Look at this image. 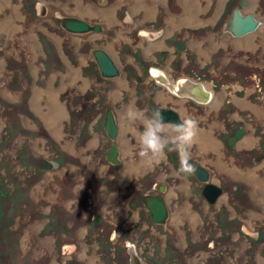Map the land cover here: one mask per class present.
I'll return each instance as SVG.
<instances>
[{
    "label": "rangeland",
    "instance_id": "374dc122",
    "mask_svg": "<svg viewBox=\"0 0 264 264\" xmlns=\"http://www.w3.org/2000/svg\"><path fill=\"white\" fill-rule=\"evenodd\" d=\"M233 2H237V0H233ZM249 2L251 8L256 3V8L253 9L255 11V16L261 22V27L256 31L258 34L256 37V46L254 48H247V53L242 51L239 53V56H237V53H235L236 50L232 47L234 44L233 38L230 37L229 34L222 36L218 35L217 38L219 40L229 38L230 40H227V44L231 45L227 50V55L222 50L216 55L221 64L219 63L220 65L217 64L216 66L208 65L204 69L208 73L206 75L201 72V70L194 69L197 63L192 66H190L191 64L187 66L191 67L190 69H192L194 74L198 76L205 75L204 77L206 79L203 78V80L208 82L207 84L215 89L218 101V107H215V110H219L220 107L227 102V99L232 97L231 94L235 93L233 86L239 85V77H243L242 79H244L251 75L249 78L251 79V83L249 82L248 84L252 89L251 92L254 94L251 93L249 99L254 98L255 94L260 91L258 80L261 79V82H264V44L261 42L262 33H260L263 32L264 34V0H256V2L249 0ZM41 4H45L48 7L49 5L52 7L53 4H58L61 5L59 9L63 8L68 12H75L89 19L98 17L100 20L106 22L118 20V15L119 25L123 27V30L120 31V35H118L117 38L121 37L124 70L125 75L127 74L129 79L128 86L126 85L129 111L133 108V102H136L133 98H135V96L137 97L138 93L141 91L143 93H147L148 91L152 92V88L153 90L159 89L157 85L156 87L153 86L149 88L148 86H150V84L144 83L143 80L141 81L140 71L145 70V62L141 60V58L143 59L142 51L137 50L135 52V45L140 40V36L135 33L136 31L131 34V37L134 39L131 40L132 44L125 45V38L129 40L127 42H130L131 37H128L130 36L129 33H125L126 7L124 6L118 11V7L121 6L122 0H111L109 2L104 0L101 3H96L95 0H4V4L0 6V22L7 20L6 22H8V25L5 29L0 28V205L4 208V215L0 220V264H72L70 260L75 264L79 261H82L83 264H135V253L132 247L128 249L126 246L125 238L127 237L125 236L124 230L127 229V236H129L133 242H136L137 251L143 256L151 252L150 249L152 245L137 240L141 232V227L137 225V227H134V215L125 223L126 225H130L129 228H125V224L119 228L114 226L108 231L104 229V233L99 231L100 235L93 232L91 235L85 236L82 239V236L86 232L83 223L87 221L85 218L90 214V211L98 210V212L103 213L108 220L116 222L120 214H122L121 210L119 212L117 210L113 212V210H111L112 208L107 205V203L117 202L118 199L116 190H112L110 186L107 185L110 181L107 179L108 173L112 172V170H117V168L111 167L109 170L110 172H105L107 164H105L103 158L101 159L100 154H102V151L108 143H105V146L102 144V146L95 149L93 148L94 145L92 147L89 144V133L85 134L84 137L79 136L78 126H80L82 121L87 120L88 122L91 115L85 112H78L76 113L77 115L74 113V116L72 114L71 122L68 120L69 115L67 114L65 117H62V120H58L54 126H51L46 120L47 111L50 109V100L52 96H58L56 92H60L61 86L59 84V78L57 77L58 69H56V67L52 69L51 66L50 70L52 71H50L49 74L44 71L40 72L42 69H40L41 64H39V61L43 60L41 54L44 55V52L39 41V36H41L40 40L45 50L50 53L49 45L42 36L44 34L43 31L48 32V30L43 25L45 21L43 20V15L39 14ZM233 6L234 5H231L230 8ZM41 10H43V8H41ZM229 10L219 21L215 31L211 32L212 35L214 33H221L222 24L230 17ZM170 13H172V17L175 14L173 12ZM203 13H205V11H203ZM209 14L211 15V12ZM130 15L132 18L137 17H135L133 13H130ZM210 15H208L209 18L211 17ZM139 16H142V14ZM162 16L167 17V14L162 13ZM205 16L207 15L203 14V17ZM210 19L211 22L215 21L213 18ZM54 21H58V19H54ZM137 22L138 21L135 20V23ZM148 24L147 22V25ZM262 29L263 31H261ZM36 31H39V33ZM55 32L58 33L60 30L55 29ZM179 35H177V37ZM210 37L211 38L205 37V39H203L206 41L204 48H210L212 36ZM50 44L52 45V49L55 50L56 46L51 42ZM150 52L152 54L153 51ZM53 54H55V52H53ZM245 55H250V57L247 58L248 63L245 59L241 58ZM147 56L150 57L153 55L149 54ZM206 59V57L202 58L201 63L204 64ZM235 60L242 61L250 66H248L245 71H243L245 68L240 69L236 67V69H233L232 66L238 64ZM54 62L56 63V60H54ZM126 62L127 64H125ZM180 63L181 61L179 60L177 64L179 65ZM158 64L163 65V60L158 61ZM213 64H216V61H214ZM39 72L41 75L43 73V75L39 76L37 79L34 78L38 76ZM254 73H258V77H256ZM211 78L217 80L215 84L218 87H215L214 82L210 80ZM227 83L229 84L226 85ZM225 88H227L229 94L227 96L228 98L224 100L223 89ZM71 92L72 93H70V91L66 93L63 90L61 94V100L64 103L68 101L66 102L67 106L70 103V96L73 94L72 90ZM242 94H244L243 91L240 95ZM66 95H68V99ZM262 97L264 98V89H262ZM86 101L88 102V100ZM148 102L147 100L145 106L147 110L144 108V113H147V116L151 115V113L156 110L151 104L148 106ZM260 102L262 104L264 101L260 100ZM189 103L188 100L187 104L189 105ZM232 109L233 107L229 105L224 111L225 114H222V118L226 119L228 114L233 115L234 111L232 112ZM183 113L185 116L196 119V114L191 106H188L187 111L183 110ZM207 117L208 121L204 122H208L210 125L212 124L210 120L219 119L216 114H210L207 115ZM77 118H79V122ZM241 119L246 123V117L241 115ZM69 121L70 124H72L71 127H69ZM76 121L79 124L77 127H74L73 124L76 123ZM253 121L254 119L251 120V122ZM201 123L204 125L203 122ZM231 124L237 127L235 122ZM120 125L123 135L125 132L124 113L121 115ZM130 125L134 130L131 131V133L135 135H137L136 130L138 125L143 126L140 121L130 123ZM205 126L207 127V125ZM140 128L141 127H138L139 130ZM216 133H218V131ZM247 134H249V130H247ZM257 135L258 134H256V136ZM258 140L255 146H259L262 140L261 135ZM135 147V140L132 138L127 159L130 176L127 177L132 180L133 188L131 192H125L123 189L125 183H122L121 192H124V196L127 194L130 196L135 191L138 181L136 177H133V174L137 176L140 173H144V171L138 172V167L146 168L150 165L146 164L148 162H144V160L140 158L138 155L139 148L137 146L135 149ZM62 149H65L66 154L68 152L70 155L76 156L79 161H73L70 156L65 158ZM262 149L264 150V141ZM192 150V157L197 153L199 157L201 156V161H206L207 158L203 157L204 154L202 155V153L206 152L199 147L198 143L195 142ZM258 151L257 149L251 151V153H253L250 155L251 162H247L245 158L247 154H245V151H240L234 161L230 155L225 154L224 160H226L227 164L222 165L221 168L222 171H224V177L222 179L225 180V197L221 201H223L222 203H227L226 207H228V210L224 205L222 206L224 212H221V214L224 213V216L219 214L218 211L220 201L214 204L212 211L207 212V216H210L209 225L205 224L203 226L201 223L199 224V222H196L194 220L197 216L196 213L192 212L191 208H186L184 204L179 208L180 212L179 209L174 212V217L181 219L185 224H189V229L193 228L192 226H194V229H190V234L187 237L188 240L182 232L172 233V241L171 238H169L167 248L171 246L176 247V258L174 260L169 259L166 264H180V262L181 264H264V188H262L264 168L258 170L260 173L256 177L257 186H254L251 182V178L247 177L248 173H245L249 171L257 172L255 166L260 160L254 161L253 155L258 153ZM213 152L214 151L210 154L211 157L214 155ZM58 155L63 161L62 165H57L54 161ZM44 158L51 162V167L45 169L39 166V163H41ZM134 161L138 162L133 163ZM163 161L169 166L170 162L173 170L178 174L179 165L176 154H168L163 158ZM242 161L244 164H241ZM161 164L162 163H154L150 165V167H156L157 171L152 179L157 178L158 174H160L159 180L166 177L167 173L165 170L162 172L164 167L162 168ZM234 164H239L242 168L237 170L233 167ZM123 167L125 169V163ZM126 168H128L127 164ZM88 171L89 176L96 178L94 179V187L96 188H100V184L107 180V183L102 186L101 194L105 201L101 200L98 204H94V202L89 201L92 193L88 191L89 193L83 194V190L86 188L84 185ZM74 175L82 177V196H80L78 191L74 194L70 190V186L72 185L70 183L73 182ZM151 175L152 173L149 175V178ZM179 175L185 179L188 178V175ZM123 179H125V172ZM140 183L142 184L143 180H141ZM237 183L242 187L240 191H236L235 187ZM64 189L67 192V197L63 201L65 204L67 203L70 210V214L67 212L64 219L68 222V224L65 225H68L70 229L63 227V231L66 235L62 234L60 229L50 230V228L61 225L60 222H53L49 228L45 229L50 231H45L43 227L49 219L52 218L54 220L55 218L57 219V217L59 219L60 203L58 198ZM142 191L143 190L140 192ZM98 194L99 193H97V195ZM140 195L141 193L135 196L140 197ZM77 198L83 201L82 203L80 202V205L77 203L79 199L78 201H74ZM202 199L204 198L200 197L196 203L202 204ZM191 201L193 202L195 210L202 214L200 209L195 205L194 200L192 199ZM53 206L56 207V210ZM51 208L53 210H51ZM71 210H73V212H71ZM217 214L218 218L221 217L220 219L227 222V228L224 227V229L230 231L231 234L225 238H218L215 245L211 247L210 237L213 236V234H218L216 233L219 225L217 224ZM228 216H237L239 220H235L234 222L232 220L231 222L226 221L224 217L226 218ZM78 217L83 218L81 222L76 223L75 226H70L74 218ZM204 218L203 216V219ZM119 219L123 218L120 217ZM87 224L92 231L96 228L101 229L103 226L100 224L99 226L93 227L94 225L91 222ZM210 225L212 227L208 228ZM71 230L74 232L75 238H71L74 237ZM112 230L115 231L113 232ZM111 231L113 232L112 237L114 238L110 241L106 239L105 235L110 236L112 234ZM209 231H211V235H209ZM147 233H149V231L142 233V235L146 236ZM258 233L262 234L263 239L255 238ZM189 241L191 244H188ZM74 243L77 244V248H73ZM86 244H89L88 250ZM97 245L100 247L99 251L103 252H97ZM157 245L159 247V257H163L161 254H164V244L158 241ZM70 247L74 249L73 257L69 250ZM144 249H146L145 252H143ZM212 254H214V256ZM142 260L145 264H151L149 260L144 257Z\"/></svg>",
    "mask_w": 264,
    "mask_h": 264
},
{
    "label": "flooded vegetation",
    "instance_id": "af4514ba",
    "mask_svg": "<svg viewBox=\"0 0 264 264\" xmlns=\"http://www.w3.org/2000/svg\"><path fill=\"white\" fill-rule=\"evenodd\" d=\"M102 1L104 0H95L96 3L97 2L101 3ZM106 1L109 2L111 0H106ZM199 1L203 3L201 4V8L203 9L205 7V13H202V14H206L207 15L206 17H209L208 15H210L209 13L211 12L210 16H212L213 14L219 16L216 20V23L215 24L212 23L210 24L211 26L208 27L209 31L211 30L210 32H212V31H215L219 21L223 18V16L226 13H228L230 6L234 5L229 10L230 17L228 18V20L231 18L233 10L237 7H240L241 2L244 0H237V2H233V0H217V1L216 0H203L204 2L202 0H199ZM245 1H247V5L244 7H241V10L243 11L244 14L251 13L255 16L254 9L256 8V3L251 8V4L249 0H245ZM118 2H121V1H118ZM120 5L121 6L118 7V11L122 7L124 6L126 7L125 9V14H126L125 15V33L126 32L129 33L130 34L129 37H131L132 32L136 31L135 33H137V35L140 36V40L141 39L143 40L142 43H137L135 45V48H136L135 52L137 50L142 51L143 59L141 58V60L145 62V70L140 71L141 81L143 80L144 83L150 84V86H148L149 88L153 86L156 87V85L159 86L158 90L157 89L153 90L152 88V92L148 91L147 93L146 92L143 93L141 91L140 93H138L137 97L135 96V98H133V100H136V102L135 101L133 102L134 106L131 110L144 113V108L147 104V100L149 101L148 106L149 104H151L152 107H155V109H157L158 107H165V108L170 107V108H173L175 111H177L179 114H183V115H185L183 113V110L187 111L188 106H191L194 113L196 114V120H198L199 122V125H198L199 129L203 130L202 132H205L204 135L206 137L209 135L208 137H211V139L218 144V147L216 148L206 147L208 146L207 144L204 147L201 143H199L200 141L198 142L196 140V143H198L199 147H201L204 150V152H206V153H202V155L204 154L203 157H206L207 159L206 161L204 160L201 161V158H200L201 156L199 157L196 153V155L194 156L195 158L192 157V160L190 161L192 164L196 162V163H199L202 167L206 168L210 173V179H209L210 182H213L222 188L221 194L217 197V199L213 203H211L203 193V189L205 185L207 184L206 182L200 181L194 172L188 175L187 179H185L184 177H181L179 174H177L173 170L171 163L169 162L170 164L169 166L167 165V163L163 161V159H161L158 163L153 162V163H146V164L153 165L154 163H157V164L162 163L161 167L162 168L164 167L162 172L165 170L167 173L165 178H161V180H159L158 178L160 174H158L157 178L152 179V177H154V174L157 173L156 167H150V165L146 168L138 167V170H139L138 172L144 171V173L143 174L140 173L137 176L133 174V177H136L138 181V183L136 184L134 193H132L130 196L128 194L124 196L123 194L124 192H121L122 183H125V187L123 188L125 192L126 191L131 192L133 188L132 180H130L129 177H127V176H130L129 170H128L129 163L127 162V159L129 155L132 138L135 140L136 147L138 146V143H137V135L131 133V131H134V130L131 129V125L127 120V113L129 112V106H128L126 85L128 86L129 79L127 77V74L125 75V70H124L121 37L117 38V36L120 35L119 34L120 31L123 30L122 29L123 27L119 25L118 15H117L118 20L112 21V22H106L104 20H100L98 17H92L89 19V18L82 17L75 12H68L63 8L59 9L61 5H58V4H53L52 7L50 5L48 7L45 4H41L40 9H39V14L43 15V20H45L43 22V25L48 30V32L43 31L44 34L42 36L46 39L49 45L50 53H48L45 50L44 45L40 40L41 36H39V41L42 45V50L44 52V55L41 54V56L43 57V60L39 61V64H41L40 69H42L40 72L44 71V72H47V74H49L50 71H52L50 70L51 66H52V69L54 67L58 69L57 77L59 78V81H60L59 84L61 87H60V92L59 93L56 92V93L58 97L60 98V100H61V94L63 90L66 93H69V91L70 93H72L71 90L73 91V94H71L70 96V103L68 104V106L66 104V102L68 101L64 103L61 100L62 103H64L65 109H66V114L63 117H65L68 114L69 115L68 120L72 122V114L74 116V113L76 114L78 112H81V113L85 112L86 114L91 115V118L88 120V122L87 120L82 121L80 126H78L79 118H77L78 122L76 121V123H74L73 126L74 127L78 126L79 136L84 137L85 134L89 133V136H90L89 144L92 147L94 145L93 148L95 149L102 146V144L103 146H105L104 144L108 143L105 146L104 150L102 151V154H100L101 159L103 158L105 164H107V168L105 172L107 173L110 172L109 170L111 169V167L117 168V170L115 171L112 170V172L108 173L109 175H107L108 176L107 179L110 180L109 182L111 184L108 182L107 185L110 186L112 190H116L118 203L115 201L116 204L107 203V205L110 208H112L111 210H113V212L115 210H117L118 212L121 210L122 214H120V217L123 219H119L120 217H118L117 222L113 220H108L103 213L98 212V210H92L90 211V214L87 215V217L85 218V220L87 221L83 223L84 224L83 226H85L86 232L82 236V239L85 236L91 235L93 232L100 235L99 231L104 233V229L108 231L114 226H116V228L122 227L123 224H125L126 221L131 216L134 215V219H133L134 227H137V226L141 227L140 229L141 232L137 240H141V242L144 241L145 243L152 245L150 249L151 252L149 251L150 253L145 254V256L138 253L137 247L135 244L136 242H133L129 238V236H127V229L124 230L125 236L127 237L125 238V241L127 244L126 246L128 247V249L130 247L133 248V252L135 253L134 256L137 255V257L140 258L143 264H145V262H143L142 260L143 257L149 260L151 264H162V263L166 264L169 259L174 260L176 258L175 257L176 252H177L176 247L171 246L170 248H167L169 238H171V241H172V236H171L172 233L182 232L185 238L188 240L187 237L190 234L189 233L190 229H194V226L191 225L193 228L189 229L188 227L189 224H185L183 223L181 219H177L176 217H174L173 215L174 212L177 209L181 208V205L184 204L186 205V208L189 207L191 208L192 212L196 213L197 216H196V219H194L196 222H199V224L201 223L203 226L205 224L209 225L210 216H207V212L212 211L214 204H217L220 201L219 203L220 205L218 209L219 214H221V212H224L222 210V206L223 205L224 207L227 206L226 205L227 203H222L223 201H221L225 197V193H224L225 180L222 179L224 177V171H222L221 169L222 165L227 164L226 160H224L225 154L230 155V157L234 161L236 156L239 155L238 153L240 151H245V154H247V157L245 156L244 157L246 158L247 162H251L250 155L253 154L251 153V151H254V149H257L259 150L258 153H255L253 155L254 161H257L260 158H264V150L262 149L263 139L259 143V146H254L252 148L246 147V148L239 149L238 142L243 138L244 135L247 134V129L244 126L245 123L242 121V119L240 120L236 119L233 116L234 114L233 115L228 114L226 116L227 117L226 119L222 118V114L223 113L225 114L224 111L227 109L229 105H231L234 108L232 112L235 110H238L236 102L232 99L234 98V95L235 97H241L240 94L242 93V91L244 92L248 83L249 82L251 83V79H249L251 75L248 78H244V79H242L243 77H239L238 83H239V86H241L240 88L241 90L236 89L235 93L231 94L232 99L231 98L227 99V102H225V104L223 103L224 105H222L219 110H215V107H218L217 106L218 101L216 98L215 89L212 86H209V84H207L208 82L203 80V78L206 79L204 76L208 74L204 69L208 65H211V66H216L217 64L220 65L221 63L219 59L216 57V55L221 50L227 55V50L231 47V45L227 44L224 47H219L217 50L214 51L215 53L214 52L211 53L210 58H207L205 63L203 64L201 63V60L202 58H204V56L199 51H200V48H202L205 43L201 47H198V49L194 47V43H199L200 41L205 39V37L209 38L207 31L206 32L200 31L201 29L199 27L193 28L191 26L185 27L183 25L180 27L173 28V29L168 28V31H167L160 24V15H158L155 19H152V20H144L143 16H139V14L137 13V14H134L135 17L136 16L137 17L132 18L130 17L131 16L130 13L126 12L129 10V0H122V4ZM167 6L169 8L174 7V9L176 10L177 6H180V4L178 3L177 0H167ZM41 8H43L44 11L41 10ZM247 9L249 10L247 11ZM63 16L80 17V18H83L89 21L90 23L98 24L102 26V29H94L86 33L73 32V31L66 29L63 26L62 24ZM162 18L164 19V16H162ZM54 19H58V21H54ZM135 20H137L139 23L138 22H137L138 24L135 23ZM147 22L149 23L148 25H147ZM225 22L222 24L221 33H218V35L222 36L225 34H229V36L232 37L233 40L234 38H242V37L247 36L246 35L242 37H235L229 32H225L223 30V26ZM260 27H261V24L259 28ZM54 28L60 30V32L56 33ZM166 31L167 33H165ZM256 31L252 33L254 34ZM36 32L39 33V31H36ZM169 34H171L170 37H168ZM177 35L179 36L177 37ZM131 40H134L133 37L130 38V42H127V38H125V41H126L125 45L132 44ZM50 42L53 43L54 46H56L55 50L52 49V45L50 44ZM255 45H256V40H255ZM232 47L234 50H236L235 53H237V56H239V53L242 51L246 53L248 52V49L247 50L244 48L237 49L234 44L232 45ZM147 48L148 49L150 48V50H148ZM95 49H103L109 54V56H111L117 69L119 70L118 74L114 76H107L102 73L99 62L97 60V56L94 53ZM150 51H153L152 54ZM53 52H55V54H53ZM124 52H125V49H124ZM149 54L153 56H150V57L147 56ZM248 57H250V55H245V56H242L241 58L245 59L247 62ZM54 60H56V63L54 62ZM162 60H163V65L158 64V61H162ZM179 60L181 61V63L178 65L177 62ZM214 61H216V64H213ZM15 62L19 63L18 61H15ZM236 62H238V64L232 66L233 69H236V67L240 69L245 68L243 69V71H245L247 67L250 66L249 64H246L242 61H236ZM196 63L197 65H196V68L194 69L201 70V72H203L205 75L198 76L192 72V69H190L191 67H187L190 64H191L190 66H192L193 64H196ZM125 64H127V62ZM40 72L38 73V76L34 78L37 79L39 76H42L43 73L41 75ZM254 75L258 77V73L257 74L254 73ZM164 79L169 81L171 84L173 85L175 84L177 86L183 84V82H185L186 80H190L194 83L201 84L203 86L202 88L212 93L211 100H209L206 103H200L190 97H186V98L178 97L165 84ZM210 80L214 82V84L215 82H217V80L212 79V78ZM258 81H259L260 91L259 93L255 94L254 98L258 96L259 100L264 101V98L262 97V89H264V85H263L264 82H261V79H259ZM225 82H228V81H225ZM228 84L229 83H227L226 85ZM215 87H218V86H216L215 84ZM224 91L227 92V96H228L229 92L227 91V88H225ZM67 96L68 95H66V97ZM227 96L226 98H228ZM68 98L69 97H67V99ZM86 100H88V102ZM188 100L190 102L189 105L187 104ZM262 104L264 105V102H262ZM109 112L113 113V115L115 116V120H116L117 128H116L114 137H111L110 134L108 133V130L106 129V120H107V115ZM123 113L125 114V132L122 135L120 121H121V115ZM210 114H216L218 115V118H219L216 120L214 119L210 120L212 123L211 125L210 123L208 124V122L207 123L204 122V121H208L207 115H210ZM145 115L147 116V113H145ZM70 121H69V127H71L72 125L70 124ZM237 121H240L241 124H238ZM201 122H203L204 125H202ZM232 122H235V125L237 127H234L233 124H231ZM246 123H248L247 119H246ZM205 125H207V127ZM138 127L143 128V126L141 125H138ZM138 127L136 130L137 133L142 131V129L140 128L139 130ZM240 129H243L244 133L241 135L239 139H237L233 143V145H230L229 144L230 138L233 137ZM217 131L218 133H216ZM113 146H115L116 149L113 150ZM109 149L112 152H108ZM211 150L214 151L213 152L214 155L212 157L210 156V154L212 153ZM62 152H64L65 158L70 156L72 157L73 161H76V162L79 161V159L76 156L70 155L68 152L66 154L65 149H62ZM192 153H193V150L191 149V154ZM114 160H116L117 162L116 161L114 162ZM54 161L57 163V165H62L63 163L59 155L57 156L56 159H54ZM145 161L146 160H144V162ZM137 162L138 161H134L133 163H137ZM242 162L241 164H244V162L243 163ZM41 163H39V166L43 168L41 166ZM124 163H125V169L123 167ZM126 164L128 165V168H126ZM51 166L52 165H50V167ZM233 167H235L236 169L242 168L239 164H234ZM124 172H125V179H123ZM88 173L89 171L87 172V175H86L87 178H86L85 185H84V187L86 188L84 190H83V187H81L82 177L81 176L77 177V175L73 176V182L70 183L72 184L70 186L71 192L75 194L78 191L80 193V196H82V193H81L82 190H83V194H86L89 192L92 193V195H90L89 201L94 202V204H98L99 201L101 200L105 201L103 197L101 196V194H102V186L107 183V180L103 181L100 184L101 185L100 188H96L94 187V179L96 178H93V176H89ZM151 173L152 175L149 178V175ZM141 180H143L142 184L140 183ZM235 188H236V191H240L242 187L237 183ZM141 190L143 191L140 192ZM97 193L99 194L97 195ZM139 193H141L140 197L135 196L136 194H139ZM147 194L155 195V196L162 195L165 198L166 205L168 208V213H169L165 224L156 222L153 219L151 211L149 210L147 205L144 203V198ZM66 197H67V192L64 189L63 192L60 193V196L58 198L59 203H60L59 219L58 217L57 219L55 218L54 220L52 218L49 219L47 223L45 224V226L43 227V230H45L46 228H49L50 225L53 224V222H60L61 224L60 226L50 228V230L60 229L61 233L66 235L63 231L64 229L63 227H67V228L69 227L68 225L67 226L65 225V224H68V222L64 218L67 212L70 214V210H69L67 203L65 204V202L63 201ZM200 197L204 198L202 199V202H203L202 204L196 203V201H198ZM78 199L79 198H77L74 201H78ZM192 199L194 200L195 205L200 209L202 214L195 210V208L193 207V202L191 201ZM80 202L82 203L83 201L79 199V201L77 202L78 205H80ZM226 208L228 210V207ZM51 210L53 209L51 208ZM55 210H56V207H55ZM73 210H71V212H73ZM179 212H180V209H179ZM221 215L224 216V213H222ZM203 216L205 217L204 219H203ZM220 218L221 217L218 218V214H217V224L219 225H218V230L216 231V233L218 234L217 235L213 234V236L210 237L211 247L215 245L216 240L218 238H225L227 236H230L231 234L230 231H227L224 229V227L227 228V222H225L224 220ZM82 219L83 218H79V217L74 218L70 226H73V225L75 226L76 223L78 222L80 223ZM224 219H226V221L231 222L232 220L234 222L235 220H239V217L228 216L226 218L224 217ZM88 222H91L94 225L93 227L99 226L100 224H102L103 226L101 227V229L99 228L100 230L96 228L92 231V229L88 227V224H87ZM129 226L130 225L125 224V228H129ZM211 227H212L211 225L208 226V228H211ZM50 230H45V231H50ZM112 231L114 232L115 230H112ZM147 231H149V233H147L146 236L142 235V233H145ZM113 232L110 236L105 235L107 240L108 239L110 241L113 240L114 238L112 237ZM72 234L74 235V237H71V238H75V234L73 231H72ZM209 235H211V231H209ZM255 238L263 239L261 233H258V235ZM158 241L164 244V254H161L163 255V257L162 256L159 257V251H158L159 244L157 245ZM188 244H191V242L189 241ZM86 245L88 246L87 247V250H88L89 244H86ZM73 246H74L73 248H77L76 243H74ZM73 248L71 247L69 248V250L71 251L72 257H73V250H74ZM99 250H100V247L99 245H97V252L99 253L103 252ZM145 251L146 249L143 250V252ZM212 255L214 256V254ZM70 262L72 264L74 263L72 262V260H70ZM77 264H83V262L79 261Z\"/></svg>",
    "mask_w": 264,
    "mask_h": 264
},
{
    "label": "crops",
    "instance_id": "0c3cea01",
    "mask_svg": "<svg viewBox=\"0 0 264 264\" xmlns=\"http://www.w3.org/2000/svg\"><path fill=\"white\" fill-rule=\"evenodd\" d=\"M177 1L180 4V6H177V9L175 10L174 7L169 8L167 6V0H129V10L126 12L131 14L132 13L133 14L138 13L139 15L142 14L144 20H152L155 19L158 15H160V24L167 31L168 28L173 29L176 27H180L182 25L185 27L191 26L193 28L199 27L201 29L200 31H204V32L207 31L209 38H211L210 36H212L210 48L208 47L204 48L205 46H203L202 48H200L199 51L206 58H210L211 53L217 50L219 47H224L227 45V40H230L229 38L219 40L217 38L218 34L214 33L212 35V33L209 31L208 28L211 26L210 24L216 23V20L219 16L213 14L210 18H213L215 21L211 22V19L209 17H208L209 19L206 16L203 17L202 13L203 11H205V7L203 9L201 8V4L203 3H201L199 0H177ZM252 1L256 2V0H252ZM170 12L175 13L173 17H172V13ZM162 13L164 14L166 13L167 17H164L163 19L161 16ZM167 31L165 33H167ZM261 31H263V29ZM260 33H262L261 42L264 44V34L263 32ZM170 36L171 34L168 35V37ZM256 37L254 38L255 40H257ZM254 39L252 38V42H250L249 40H246L245 37L234 38V45L238 49L254 48L256 46ZM142 42H143L142 39L138 41V43H142ZM205 42H206L205 40H202L199 43H194V47L198 49V47H201ZM148 50H150V48ZM233 87L235 90L241 88V86L239 85H234ZM251 91L252 89L249 87L248 84L244 91V95H241V97H235L234 95V98L233 99L231 98L236 102L238 109L234 111L233 116L236 119L237 118L241 119V115H243L248 120V123H245L244 126L247 130H249V134L244 135L243 138L238 142L239 148L254 147L258 143L259 141L258 139L260 138V135L262 136V139L264 141V105L261 104L258 96L256 98L249 99V95L253 93ZM223 95L225 99L227 96V92L224 91V89H223ZM232 110H234V108ZM253 119L254 121L251 122V120ZM237 123L241 124L240 121H237ZM256 134L258 135L256 136ZM209 142L204 141L205 146L206 144L208 146L212 144L211 148L218 147V144L212 139L209 140ZM258 160L260 161L255 166V168H257V172L256 171L245 172L248 173L247 177L251 178V182L254 184V186H257L256 177L260 173V171L258 170L260 168H264V158H260ZM262 182H263L262 188H264V181L262 180Z\"/></svg>",
    "mask_w": 264,
    "mask_h": 264
},
{
    "label": "water",
    "instance_id": "95a60500",
    "mask_svg": "<svg viewBox=\"0 0 264 264\" xmlns=\"http://www.w3.org/2000/svg\"><path fill=\"white\" fill-rule=\"evenodd\" d=\"M62 24L63 26L73 32L79 33H86L94 29H102V26L98 24L90 23L89 21L75 16H63ZM259 20L255 18L252 14H243L241 9L238 7L234 10L233 15L231 18L226 22V29L230 30L234 34H243L250 29L255 28L258 26ZM94 53L97 56V60L99 62L101 71L104 75L107 76H114L119 73L113 59L109 54L103 49H95ZM159 110L164 118L165 122H176L180 123V116L173 108H165V107H158ZM116 120L115 116L112 112H109L107 115L106 120V129L111 137L115 136L116 132ZM116 149L113 146V150ZM108 152H112L110 149ZM115 152V151H114ZM116 160H114L115 162ZM117 162V161H116ZM51 162L47 159H43L41 166L43 168L50 167ZM193 167L195 168V173L198 178L202 181H207L209 178V171L199 165L198 163L194 162ZM222 191V188L215 184V183H207L203 189L204 194L208 197L210 201H214L217 195ZM144 203L149 207L151 210L152 216L154 220L165 222L168 216V208L165 202V199L162 195L155 196V195H146L144 198ZM135 264H143L137 255H135Z\"/></svg>",
    "mask_w": 264,
    "mask_h": 264
},
{
    "label": "clouds",
    "instance_id": "9594fccd",
    "mask_svg": "<svg viewBox=\"0 0 264 264\" xmlns=\"http://www.w3.org/2000/svg\"><path fill=\"white\" fill-rule=\"evenodd\" d=\"M180 115V123L165 122L159 110L146 116L143 112L130 110L129 123L140 121L142 131L137 133L138 155L148 163L159 162L170 153L178 158V174L190 175L195 172L191 149L199 134L198 120Z\"/></svg>",
    "mask_w": 264,
    "mask_h": 264
},
{
    "label": "bare ground",
    "instance_id": "6f19581e",
    "mask_svg": "<svg viewBox=\"0 0 264 264\" xmlns=\"http://www.w3.org/2000/svg\"><path fill=\"white\" fill-rule=\"evenodd\" d=\"M9 2V1H8ZM77 2H80V1H77ZM7 3V2H6ZM4 4V0H0V6H2ZM247 5V1H242L241 2V6L239 7L241 9V7H244ZM80 6V5H78ZM238 8V7H237ZM236 9V8H235ZM234 9V10H235ZM233 10V12H234ZM249 9H247L248 11ZM233 12H232V15H233ZM241 12L243 13V11L241 10ZM105 13V12H104ZM244 14V13H243ZM248 14V13H247ZM251 14V13H250ZM231 15V16H232ZM253 15V14H252ZM254 16V15H253ZM255 17V16H254ZM256 18V17H255ZM7 21V20H6ZM5 20L4 21H1L0 22V28L2 29H5V27H7L8 25V22H6ZM260 21H259V24L258 26H256L255 28L253 29H250L248 30L247 32L243 33V34H234L233 32H231L230 30L226 29L225 25H226V22L223 26V30L225 32H229L230 34H232L233 36L235 37H242V36H246L245 39L246 40H249L250 42H252V38L254 39L256 37V32L253 34L252 32L256 31L259 26H260ZM10 27V26H9ZM252 33V34H250ZM249 34V35H248ZM255 40V39H254ZM164 82L165 84L169 87V89L175 93L178 97H183V98H186V97H190V98H193L195 99L196 101L200 102V103H206L208 102L209 100H211V97H212V93L210 91H207L205 90L204 88H202L203 86L201 84H198V83H194L190 80H186L185 82H183V84L177 86V85H173L171 84L169 81H167L166 79H164ZM53 95V94H52ZM50 95V96H52ZM49 110L47 111V114H46V120L48 121V123L51 125V126H54L58 120H60V118H62L65 114H66V109H65V105L62 103V101L60 100V98L56 95L52 96L51 100H50V106H49ZM157 110V109H156ZM136 112V111H135ZM178 113V112H177ZM179 114V113H178ZM180 116V115H179ZM62 120V119H61ZM176 123V122H175ZM132 129V128H131ZM55 130V129H54ZM203 130H200L199 129V134H198V137H197V141L199 143H201L204 147H205V143L204 141L206 142H209V140H211V137H205L204 134L205 132H202ZM244 133V130L243 129H240L233 137L230 138L229 140V144L230 145H233V143L239 139L241 137V135ZM210 143V142H209ZM206 147H212V144H210L209 146H206ZM199 164V163H198ZM200 165V164H199ZM195 173V172H194ZM196 175V173H195ZM197 176V175H196ZM198 177V176H197ZM210 179V174H209V177ZM207 180V181H202V182H206V183H210V180ZM213 183V182H212ZM222 192V191H221ZM221 192L217 195V197L221 194ZM204 193V192H203ZM205 195V194H204ZM206 196V195H205ZM207 197V196H206ZM217 197L215 198V200L217 199ZM165 199V198H164ZM208 199V197H207ZM209 200V199H208ZM214 200V201H215ZM210 201V200H209ZM214 201H210L211 203H213ZM166 202V201H165ZM148 207V206H147ZM149 208V207H148ZM150 210V209H149ZM151 211V210H150ZM152 214V213H151ZM169 214V213H168ZM153 217V216H152ZM168 218V216H167ZM166 218V220H167ZM154 219V218H153ZM156 221V220H155ZM156 222H160V223H166L165 222H161V221H156Z\"/></svg>",
    "mask_w": 264,
    "mask_h": 264
},
{
    "label": "trees",
    "instance_id": "16d2710c",
    "mask_svg": "<svg viewBox=\"0 0 264 264\" xmlns=\"http://www.w3.org/2000/svg\"><path fill=\"white\" fill-rule=\"evenodd\" d=\"M3 215H4V208L3 206L0 205V220L2 219Z\"/></svg>",
    "mask_w": 264,
    "mask_h": 264
}]
</instances>
